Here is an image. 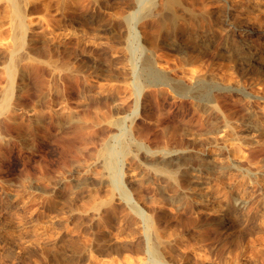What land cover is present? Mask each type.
I'll return each mask as SVG.
<instances>
[{
	"label": "rangeland",
	"instance_id": "rangeland-1",
	"mask_svg": "<svg viewBox=\"0 0 264 264\" xmlns=\"http://www.w3.org/2000/svg\"><path fill=\"white\" fill-rule=\"evenodd\" d=\"M20 1L18 28L0 0V264H264V0H178L176 31L147 0Z\"/></svg>",
	"mask_w": 264,
	"mask_h": 264
},
{
	"label": "bare ground",
	"instance_id": "bare-ground-1",
	"mask_svg": "<svg viewBox=\"0 0 264 264\" xmlns=\"http://www.w3.org/2000/svg\"><path fill=\"white\" fill-rule=\"evenodd\" d=\"M10 3H11V5L13 6V9H14V13H15V16H16V22H17V27L18 28H21L22 26H23V17H24V11H23V9L24 8H22V6H21V1L20 0H8ZM135 2H139L140 0H134ZM133 1V2H134ZM148 1V5H146V6H143L142 5V10L144 11H139L138 13L140 14V16H141V14L143 13V14H145L144 15V17H146V15H149V14H151L153 11H154V13L157 15V17L158 18H156L157 19V21H158V19L159 20H161L160 22H162L163 23V25H165V28L166 29H169L170 30V27L171 26H173L174 28V31H176V27H177V21H178V17H177V13L174 11V6H176V4H177V2H178V0H147ZM127 2H128V0H127ZM180 2V1H179ZM143 3V2H142ZM161 6V9H158L159 7ZM162 7H164L165 8V10H166V8H168V9H170V10H172V15H169L168 17H162V14L164 13V11L162 12ZM177 7V6H176ZM163 8V9H164ZM233 11V10H232ZM236 11V10H235ZM167 12V11H166ZM165 12V13H166ZM168 12H169V10H168ZM240 12V11H239ZM231 14V13H230ZM233 14V13H232ZM237 14L238 13H236V16H234V14H233V17H234V19H241V16L239 17V15L237 16ZM154 15V14H153ZM165 15V14H164ZM166 15H167V13H166ZM161 16V17H160ZM228 16V15H227ZM136 17H137V14L135 15V14H132V15H130L129 16V18H128V21H129V23L131 22V21H134V20H136ZM143 16H142V18H144ZM148 17H150V16H148ZM155 17V16H154ZM140 18V17H139ZM141 18V19H142ZM146 19V18H145ZM233 19V20H234ZM233 20H231L232 22H233ZM155 21V20H154ZM157 21H155V22H157ZM180 21H182L181 19L179 20V22ZM235 21V20H234ZM148 22V21H147ZM146 22V23H147ZM160 22H157L158 23V26L160 25ZM228 22H229V20H228ZM232 22H230V23H232ZM145 23V22H144ZM151 23V22H150ZM148 24V23H147ZM181 24V23H180ZM129 25V24H128ZM181 26L182 25H180V28H181ZM148 27V26H147ZM184 27V26H183ZM182 27V28H183ZM131 28V27H130ZM142 28V27H141ZM179 28V29H180ZM181 28V29H182ZM157 29H159V27L157 28ZM160 30V29H159ZM158 30V31H159ZM132 31H133V33L135 34V35H137V34H139V32H140V29L139 28H137L136 26H132ZM173 32V31H172ZM177 33V32H176ZM173 34V33H172ZM178 35L180 34V32L179 33H177ZM240 34V33H239ZM245 35V34H244ZM264 41V40H263ZM24 45V41H23V39H19L18 40V46L19 47H22ZM261 46V45H260ZM261 48V47H260ZM16 55L15 54H13L12 55V61H14V59H16L17 57H15ZM16 61V60H15ZM146 66L148 67V68H150L151 67V64L147 61L146 63ZM14 66H15V63H11L10 64V66L8 67V71H9V73L10 74H12L13 72H14ZM182 89H180L179 91H181ZM109 143V142H108ZM124 146V145H123ZM125 147V146H124ZM122 148L121 150H116L112 145H110V144H105L104 145V147L102 148V155H103V157H104V159H105V164H106V166H107V168L109 169V171H110V173L111 174H113V175H115L114 176V178L116 177V175H118L117 173H118V170H117V161H116V158H117V155L119 154V153H124V152H126V150H127V148ZM121 148V147H120ZM179 157V156H178ZM179 159V158H178ZM171 161H173V160H171ZM173 163V162H172ZM164 170V169H163ZM113 175H112V177H113ZM116 179V178H115ZM114 179V180H115ZM117 180V179H116ZM115 180V181H116ZM118 183V182H117ZM115 184V185H117L118 186V188H120V185H118V184ZM120 184V183H119ZM123 189V188H122ZM121 190V189H120ZM6 191V190H5ZM8 192V191H7ZM122 193H124V195H126V193L127 192H125V191H123ZM244 193L242 194H240L239 196H240V198H243L244 196ZM127 196V195H126ZM243 205V204H242ZM248 212V211H247ZM258 213H259V215L260 216H264V205L263 206H261L260 207V209L257 211ZM225 217V216H224ZM224 217L220 214L219 216H218V223H223V219H224ZM225 220V219H224ZM223 225V224H222ZM159 243H158V240L156 241V242H154L153 244H151V249H152V255L154 256V257H158V255H159V251H158V247H159Z\"/></svg>",
	"mask_w": 264,
	"mask_h": 264
}]
</instances>
